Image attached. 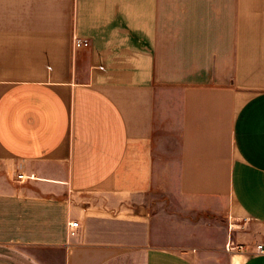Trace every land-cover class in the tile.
Returning <instances> with one entry per match:
<instances>
[{
  "label": "crops",
  "instance_id": "obj_1",
  "mask_svg": "<svg viewBox=\"0 0 264 264\" xmlns=\"http://www.w3.org/2000/svg\"><path fill=\"white\" fill-rule=\"evenodd\" d=\"M260 243L264 0H0V264Z\"/></svg>",
  "mask_w": 264,
  "mask_h": 264
},
{
  "label": "built area",
  "instance_id": "obj_2",
  "mask_svg": "<svg viewBox=\"0 0 264 264\" xmlns=\"http://www.w3.org/2000/svg\"><path fill=\"white\" fill-rule=\"evenodd\" d=\"M72 47L74 49H87L90 47V42L88 39H82V38H78V37H73L72 39ZM73 224H69V227H72ZM242 250V246L240 245H236L235 247L232 246V248H230V245H226V251H238L240 252ZM254 254L256 255H264V243H260L255 245L254 247Z\"/></svg>",
  "mask_w": 264,
  "mask_h": 264
},
{
  "label": "rangeland",
  "instance_id": "obj_3",
  "mask_svg": "<svg viewBox=\"0 0 264 264\" xmlns=\"http://www.w3.org/2000/svg\"><path fill=\"white\" fill-rule=\"evenodd\" d=\"M230 245V248H232V246H234L232 243H228ZM227 244V245H228ZM235 247V246H234ZM225 251H226V247H225ZM228 252V251H227ZM231 252H235V251H231Z\"/></svg>",
  "mask_w": 264,
  "mask_h": 264
}]
</instances>
